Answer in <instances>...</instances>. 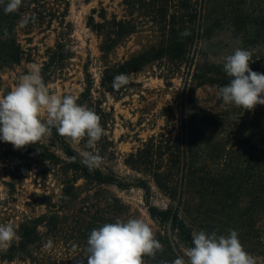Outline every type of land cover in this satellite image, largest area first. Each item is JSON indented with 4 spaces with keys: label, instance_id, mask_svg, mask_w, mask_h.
I'll return each mask as SVG.
<instances>
[{
    "label": "trees",
    "instance_id": "trees-1",
    "mask_svg": "<svg viewBox=\"0 0 264 264\" xmlns=\"http://www.w3.org/2000/svg\"><path fill=\"white\" fill-rule=\"evenodd\" d=\"M36 1L23 0L19 10L11 14H5L4 5L0 4V73L22 61L23 51L17 41L16 23L20 15L26 13ZM246 2L240 0L242 5L237 8L228 2L222 8L219 0H159L154 19L161 33L160 44L121 64L104 66L99 80L103 94L114 95L119 91L112 87L115 76L121 73L129 75L154 62H164L178 70L187 65V76L191 86H195L190 89L187 101L188 118L180 121L181 141L162 134L151 136L134 152L124 156L123 165L131 175L120 177L105 164L112 155L110 148L113 142L109 136L112 116L103 108V100L92 97V82L89 79L85 80L86 86L77 103L87 105L101 117L105 134L97 145L102 157L98 169L90 172L80 162L78 152L84 148V142L74 145L59 136L55 129L51 137L23 149H15L12 144L0 141V161H16L12 165L6 164L8 179L2 183L8 196L18 193L34 163L44 168L42 174L50 172L59 191L57 195L41 193L27 198V207L42 209L36 215L26 210L13 213L6 207L5 201L0 202V224L12 223L19 237L11 242L6 251H0V264H77V257L86 255L87 238L94 228L115 222L116 219L141 218L140 213L119 198L116 191L136 190L141 193L142 207L151 222L155 238L164 246L155 258L144 257L145 264H171L177 254L182 255L180 244L191 246V234L195 229L190 220L192 214L185 205L184 164L177 155H184L186 141L189 140L191 144L202 139L201 128L206 122L205 116H208L209 124L216 120L215 116L205 115L201 111L195 104L192 92L207 76L212 79L219 77L220 81H224L222 85L230 82L225 71L220 75L213 64L205 73L206 64L200 59V46L203 40L225 27L246 47L264 46V14H253L248 7H244ZM169 3L171 6H168ZM98 18L100 22L96 23L89 18L88 27L105 39L112 36V40L103 41L101 46V52L108 53L111 50L109 43H116L121 38L124 23L115 18L106 19L103 10ZM5 28L7 36L4 34ZM185 30L190 35L181 36ZM259 116L254 117L253 123H258ZM236 140L247 145L252 142L258 147L252 150L248 158L246 156L236 163L243 166V172H248L247 175L216 174L208 178L210 194L221 203V211L240 205L244 188L254 192L250 201L253 208L256 209L264 201L261 198L264 195V129L245 140L237 135ZM217 154L214 155L215 159L222 155ZM72 157H76L75 162L71 160ZM155 195L166 199L167 205L156 206L153 202ZM49 238L53 240L51 249L44 247Z\"/></svg>",
    "mask_w": 264,
    "mask_h": 264
},
{
    "label": "rangeland",
    "instance_id": "rangeland-1",
    "mask_svg": "<svg viewBox=\"0 0 264 264\" xmlns=\"http://www.w3.org/2000/svg\"><path fill=\"white\" fill-rule=\"evenodd\" d=\"M222 8L230 2L233 8L241 7L240 0H219ZM159 0H37L20 15L16 23L17 41L23 51V59L11 69L0 73V97L12 90L19 78L27 74L32 65H37L45 84L52 94H71L79 98L84 91L85 80L92 82L91 95L103 100L102 106L111 113L112 124L110 140L112 155L106 161L118 176H129L131 172L123 165L125 155L134 152L151 136L162 134L172 140H180V121L187 120L188 99L191 86L186 66L176 69L164 62H154L142 70L130 73L129 83L114 95L103 94L99 80L104 66H113L157 47L161 33L155 23L154 13ZM168 6H171L169 3ZM244 7L253 14H264V0H247ZM103 10L105 18H115L124 23L121 38L109 43L111 50L101 52L106 39L88 27L89 18L99 21ZM172 9L169 11V13ZM24 15L36 17L35 23L21 27ZM237 48L246 49L252 54L250 68L264 73V46L258 48L242 45L239 38L225 27L216 35L203 40L200 46V59L206 64L205 73L211 64L224 73L225 57L233 54ZM224 81L219 77H204L192 92L195 104L205 115L215 116L213 124L206 122L202 126L201 140L190 144L185 142L184 155L178 154L184 164L182 173L185 178L186 207L192 214L191 222L195 231L227 235L236 230L245 250L256 259V264H264V201L256 209L250 203L253 191L242 189V203L236 208L221 211L218 199L210 194L208 178L214 175H245L238 161L250 156L256 147L254 143L241 144L237 135L244 140L264 129V105L245 111L231 105H225L217 98V91ZM260 115L258 123L254 117ZM237 114L236 116H234ZM239 118V119H238ZM46 119V117H42ZM258 130V131H257ZM262 145V144H260ZM250 146V148H249ZM248 150V153H246ZM222 154L215 159V154ZM217 154V156H218ZM215 155V156H214ZM13 159L0 161V202L12 212L24 211L33 215L42 209L27 207L28 197L41 193L57 195L58 185L52 180L50 172L42 174L39 164L32 165V171L18 193L8 196L3 181L8 179L6 164H14ZM197 172V173H194ZM116 194L149 225L142 207L141 193L136 190L117 192ZM262 200L264 195H262ZM7 201V202H6ZM154 204L165 207L168 203L160 195H155ZM221 204V203H220ZM254 209V210H253ZM9 212V211H7ZM11 212V213H12Z\"/></svg>",
    "mask_w": 264,
    "mask_h": 264
},
{
    "label": "clouds",
    "instance_id": "clouds-1",
    "mask_svg": "<svg viewBox=\"0 0 264 264\" xmlns=\"http://www.w3.org/2000/svg\"><path fill=\"white\" fill-rule=\"evenodd\" d=\"M22 3L23 0H7L6 3L0 0L5 14L17 12ZM30 22L35 23L36 17L24 15L20 26H27ZM4 34L8 35L6 28ZM188 35L187 30L181 33V36ZM252 62L251 52L242 48L225 57L223 69L230 82L219 87L216 93L225 105L245 111L264 105V73L253 71L250 68ZM129 81L130 77L121 73L113 78L112 87L119 90ZM100 121L101 117L93 109L77 103L76 96L52 94L37 65H32L27 74L20 76L17 85L0 97V141L12 144L15 149H23L43 142L55 129L59 136L74 145L84 142L78 155L90 172L102 164L97 145L105 130ZM75 159L71 158L73 162ZM18 238L12 223L0 224V251H6ZM44 247H53L52 238ZM163 248L151 226L142 218L116 219L90 232L86 255L77 257V264H85V260L87 264H145L144 257L155 258ZM180 249L182 255L177 254L171 264H256L236 230H230L227 235L193 231L191 246L180 244Z\"/></svg>",
    "mask_w": 264,
    "mask_h": 264
}]
</instances>
